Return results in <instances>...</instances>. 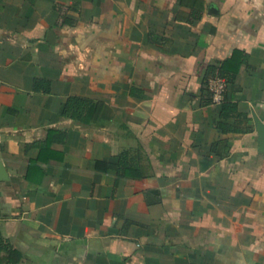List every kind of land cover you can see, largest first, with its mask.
Returning <instances> with one entry per match:
<instances>
[{
  "label": "crops",
  "instance_id": "1",
  "mask_svg": "<svg viewBox=\"0 0 264 264\" xmlns=\"http://www.w3.org/2000/svg\"><path fill=\"white\" fill-rule=\"evenodd\" d=\"M255 116L264 0H0V264H264Z\"/></svg>",
  "mask_w": 264,
  "mask_h": 264
},
{
  "label": "trees",
  "instance_id": "2",
  "mask_svg": "<svg viewBox=\"0 0 264 264\" xmlns=\"http://www.w3.org/2000/svg\"><path fill=\"white\" fill-rule=\"evenodd\" d=\"M238 53H239V56L237 57V59L239 61H241L243 59V56H242L243 54H241V52H238ZM237 72H238V68L232 66L231 64H223L219 69L220 77L225 79L228 86L233 83V81L237 75ZM210 93H211V91H210ZM226 93H227V90L224 93V97H225ZM223 100H224V98H223ZM87 108L89 109L88 112H90V114H91V112H93V110H94V104L92 101L82 99V98H78V97H71L66 102L63 112L66 115H71V116L77 118V117L82 116L83 112H85V109H87ZM4 249H6V244H4L2 237L0 235V253Z\"/></svg>",
  "mask_w": 264,
  "mask_h": 264
},
{
  "label": "built area",
  "instance_id": "3",
  "mask_svg": "<svg viewBox=\"0 0 264 264\" xmlns=\"http://www.w3.org/2000/svg\"><path fill=\"white\" fill-rule=\"evenodd\" d=\"M207 86L212 93L213 101L216 103L221 102L228 87L225 79L219 76L210 77L207 81Z\"/></svg>",
  "mask_w": 264,
  "mask_h": 264
},
{
  "label": "water",
  "instance_id": "4",
  "mask_svg": "<svg viewBox=\"0 0 264 264\" xmlns=\"http://www.w3.org/2000/svg\"><path fill=\"white\" fill-rule=\"evenodd\" d=\"M255 124L259 140L261 142L262 147L264 148V121H261L257 116H255Z\"/></svg>",
  "mask_w": 264,
  "mask_h": 264
}]
</instances>
